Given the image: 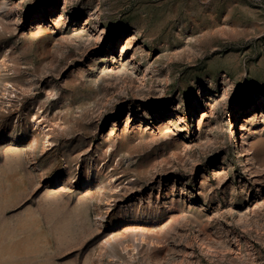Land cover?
<instances>
[{
	"label": "rangeland",
	"instance_id": "374dc122",
	"mask_svg": "<svg viewBox=\"0 0 264 264\" xmlns=\"http://www.w3.org/2000/svg\"><path fill=\"white\" fill-rule=\"evenodd\" d=\"M15 1L0 0V264H264V120L245 129L251 173L224 127L261 111L264 0H70L58 24L59 0ZM136 28L144 80L104 53ZM140 84L159 98L139 103ZM198 232L236 238L239 259L206 256Z\"/></svg>",
	"mask_w": 264,
	"mask_h": 264
},
{
	"label": "bare ground",
	"instance_id": "6f19581e",
	"mask_svg": "<svg viewBox=\"0 0 264 264\" xmlns=\"http://www.w3.org/2000/svg\"><path fill=\"white\" fill-rule=\"evenodd\" d=\"M59 1H60V4H59L60 6H58V9H59L58 16H56L53 19L51 17L52 21L55 24L56 23L58 24V22L60 20H63L64 17L71 19L75 15H78L76 10L70 6V0H59ZM1 2H2V0H1ZM23 2H24V0H16L15 6L20 9ZM54 6L55 5H51L48 12H53L55 10ZM97 12H98V9L93 13L89 12L86 15V17L83 18V20H82L83 24H81L82 25L81 30L84 31L85 33L89 32L88 33V39L91 40V42H93L94 49H97L98 47L103 45V43L105 42V35L107 33V29L105 28V26H101L100 24H99L100 26L95 25L97 23V20H93V17L94 16L99 17ZM42 14H43L42 16L37 17L36 21L33 22L34 24H36L37 21L41 17H44V15H45L44 10H42ZM92 31H93V33H91ZM138 35H140V31L137 28L135 29V31L132 34H129L128 36H124V33H122V37L123 36L124 37L122 38V43L119 46L120 49L119 50L115 49L114 51H112L113 45L109 44L106 46V48H109V49H107L104 53H105V58L107 60H109L108 67H120L121 69L125 70V69H130L129 67L131 66L132 69L134 70L138 66V63H140L142 61L141 63L144 64L145 68L141 71V76H142V79L144 80V78L148 75L149 71L147 69H149L150 65L148 63L149 61L147 62L146 60H144V57L142 56V54L144 53V49L142 47H140V45L138 46V44L136 46H133V43H135L134 41L138 38ZM132 46L134 48H132L130 52H127L128 49L131 48ZM154 61L155 60H153L152 62L155 63ZM225 85H227V83H225ZM143 87H144L143 84L133 86L134 90L137 91L135 98L138 99L139 103L141 102L143 104H147L148 100L150 98H155V99L159 98L160 91H158L157 89H153V90L148 89L145 92V91H143V89H144ZM228 88H232L231 85ZM225 93L226 92L224 91L223 96L221 97V100H219V101L218 100L215 101L214 98H211V101H212L211 103H208L207 101L203 100V96H205L204 94L202 96H200L202 103H200V105L194 107V112H192L189 115V118H191V121L195 120L199 123L201 121V119L205 116H213V115H215V113L218 114L216 105L223 104V101L225 99ZM161 94H162V92H161ZM259 104L261 106L260 113L255 112L251 115V117H247L244 115L247 111H249V109L248 108H242V109H240L241 113L239 116H242L243 118L239 119L238 116H233V118H231L230 113L228 112L226 120H224V127L227 128L228 137L230 139H233V141L235 143L234 146L237 149L239 156L241 157L240 161L244 167V170L247 171L248 173H251V169L253 167V163H252L253 158H252L250 143L248 141V137L246 136L245 129H246L247 125L253 124L255 121H257L259 119L262 121L264 120V97H262L260 99ZM152 105L153 106L149 107L148 109H153L155 107L154 103ZM218 108H220V107H218ZM142 113L146 114L145 108L142 109ZM165 113H167V112L165 110H162L161 112H158L156 115H163ZM168 113L170 114V116L172 118L175 117L176 121L170 119L167 123H165L163 125V127H161L162 129L160 131L162 133V135H169L170 133H173L172 132L173 128L177 127L176 122H179L181 120L179 115L176 112H174L173 110L168 111ZM115 116H118V115L115 114ZM161 117H163V116H161ZM127 120H128V118L126 117L122 123L126 124ZM215 124H216L217 130L220 129L221 126L217 120H216ZM111 126H114V123H111ZM241 224L242 225H248L249 222L245 221V220H243V221L241 220ZM139 237H140V242H141V240L143 239V234L139 233ZM196 240L198 241L203 253L206 256H209L210 258L214 257L218 261H222L225 258L236 259L240 256L239 241L236 238L232 239V241L230 239H224L221 242H215L210 237H208L204 232H198L196 235ZM122 250H126V247L122 248ZM110 254H112V253H110ZM116 255H118V253ZM112 256H114V254H112ZM116 257L118 258L120 256H116ZM119 259H121V257ZM122 259L123 260L121 262L124 263L125 260H124V258H122ZM117 261H119V260H117Z\"/></svg>",
	"mask_w": 264,
	"mask_h": 264
}]
</instances>
